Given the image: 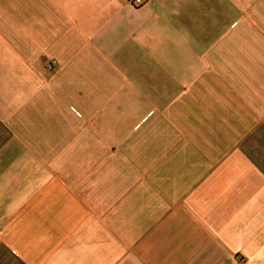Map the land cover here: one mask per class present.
Returning <instances> with one entry per match:
<instances>
[{
  "label": "crops",
  "instance_id": "0c3cea01",
  "mask_svg": "<svg viewBox=\"0 0 264 264\" xmlns=\"http://www.w3.org/2000/svg\"><path fill=\"white\" fill-rule=\"evenodd\" d=\"M0 264H264V0H0Z\"/></svg>",
  "mask_w": 264,
  "mask_h": 264
},
{
  "label": "built area",
  "instance_id": "2783aa9c",
  "mask_svg": "<svg viewBox=\"0 0 264 264\" xmlns=\"http://www.w3.org/2000/svg\"><path fill=\"white\" fill-rule=\"evenodd\" d=\"M125 1L134 7H141L147 2V0H125ZM48 68L49 70H53L54 69L53 64H50Z\"/></svg>",
  "mask_w": 264,
  "mask_h": 264
}]
</instances>
